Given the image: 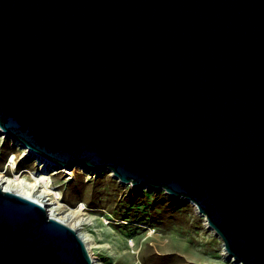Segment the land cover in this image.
<instances>
[{"label":"water","instance_id":"95a60500","mask_svg":"<svg viewBox=\"0 0 264 264\" xmlns=\"http://www.w3.org/2000/svg\"><path fill=\"white\" fill-rule=\"evenodd\" d=\"M0 128L62 167L192 201L264 264V0H0ZM0 264H92L0 187Z\"/></svg>","mask_w":264,"mask_h":264},{"label":"rangeland","instance_id":"374dc122","mask_svg":"<svg viewBox=\"0 0 264 264\" xmlns=\"http://www.w3.org/2000/svg\"><path fill=\"white\" fill-rule=\"evenodd\" d=\"M11 154L16 156L15 164L8 167L10 175L11 167L44 172L66 203H85L81 216L102 264H231L222 260V241L204 228L202 218L184 198L135 188L107 169L54 164L45 171L17 143L0 140V168Z\"/></svg>","mask_w":264,"mask_h":264},{"label":"bare ground","instance_id":"6f19581e","mask_svg":"<svg viewBox=\"0 0 264 264\" xmlns=\"http://www.w3.org/2000/svg\"><path fill=\"white\" fill-rule=\"evenodd\" d=\"M6 139H10L12 142L17 143L18 146L22 147L24 149L25 155L33 157L35 159V163L41 166L40 168H42V170L45 169L46 171V168L52 167L55 164L48 161L46 158L41 157L33 150L26 147L19 140L9 136L0 128V140L4 141ZM14 156L16 155L11 154L9 159L5 162L4 166L0 168V187L4 190L18 193L19 195L25 196L29 199L36 201L44 207V209L49 215L59 219V221H62L72 227L80 235L88 249V252H90L92 264H102L100 259L94 255V252L92 250L95 247L93 238H91L90 233L85 229L84 218L81 216L82 210L86 208L85 203H76L74 206H71L66 203L64 200L63 193L53 185L51 179L45 178L43 174L44 172L34 173L30 172L28 169L25 168L16 170L14 167H11L12 174L10 175L8 167L9 165L12 166L15 164ZM56 166V168H62V166L60 165ZM89 168L92 169L91 167ZM53 170L57 169L53 168ZM25 172H28L29 174L23 175V173ZM112 177L119 181V179L116 178L113 174ZM184 199L188 201V203H190L194 213L200 218H202L204 228L208 230L211 235L220 239V237L213 230V228L208 225L205 215L198 211L199 209H197L196 205L192 201L186 198ZM220 251L222 255V260L227 261L231 264H241L224 250L223 243H221Z\"/></svg>","mask_w":264,"mask_h":264}]
</instances>
